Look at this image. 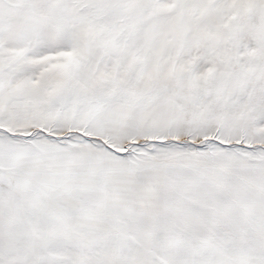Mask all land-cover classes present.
I'll list each match as a JSON object with an SVG mask.
<instances>
[{"label":"snow or ice","instance_id":"obj_1","mask_svg":"<svg viewBox=\"0 0 264 264\" xmlns=\"http://www.w3.org/2000/svg\"><path fill=\"white\" fill-rule=\"evenodd\" d=\"M0 264H264V0H0Z\"/></svg>","mask_w":264,"mask_h":264}]
</instances>
